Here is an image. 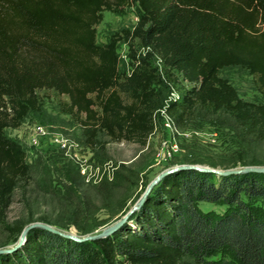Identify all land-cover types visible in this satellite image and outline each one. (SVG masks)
<instances>
[{
	"label": "trees",
	"instance_id": "16d2710c",
	"mask_svg": "<svg viewBox=\"0 0 264 264\" xmlns=\"http://www.w3.org/2000/svg\"><path fill=\"white\" fill-rule=\"evenodd\" d=\"M132 8L136 27L98 44L104 12ZM121 42L130 49L129 74L120 69ZM232 66L246 69L264 95V0H0V225L31 169L6 131L42 111L39 91L67 98L61 110L91 150H105L101 134L146 147L157 88L181 82L166 106L178 124L224 111L263 140L264 105L242 100L220 77ZM204 202L226 209L204 211ZM0 264H264V174L171 173L108 237L77 242L34 228Z\"/></svg>",
	"mask_w": 264,
	"mask_h": 264
},
{
	"label": "rangeland",
	"instance_id": "374dc122",
	"mask_svg": "<svg viewBox=\"0 0 264 264\" xmlns=\"http://www.w3.org/2000/svg\"><path fill=\"white\" fill-rule=\"evenodd\" d=\"M138 22L136 8L124 14L104 12L97 26V43L106 44L114 35L133 30ZM129 53L128 44L119 43L120 69L126 74L131 71ZM154 65L159 67L156 57ZM220 77L230 82L242 100L264 105V95L246 69L227 67ZM185 85L181 82L157 88L161 96L154 113L155 129L146 147L109 142V137L101 134L100 139L108 142L105 150H91L85 145L80 125L61 110L65 96L39 91L42 111L30 113L19 128L6 131L23 146L31 169L15 190L0 225V249L15 245L21 230L34 223L78 236L100 233L136 203L152 180L174 166L197 165L222 171L264 168V139H256L224 111L198 112L185 125L170 117L172 128L167 126L162 111ZM40 127L46 134L39 131ZM199 206L219 214L226 209L207 202Z\"/></svg>",
	"mask_w": 264,
	"mask_h": 264
},
{
	"label": "water",
	"instance_id": "95a60500",
	"mask_svg": "<svg viewBox=\"0 0 264 264\" xmlns=\"http://www.w3.org/2000/svg\"><path fill=\"white\" fill-rule=\"evenodd\" d=\"M180 170H195L202 173H212L216 174L218 176H229V175H245L249 173H256V174H264V168L261 167H246L240 170H217L197 165H178L171 167L162 173H160L154 180L151 181V183L147 186L141 197L136 201V203L129 208L114 224L110 225L109 227L104 228L100 233L94 234V235H86V236H78L75 234H71L68 232L60 231L50 225L42 224V223H34L30 224L22 230L17 242L15 245L9 247L0 249V254H5L12 252L16 250L18 247L24 244L28 233L34 229V228H40L47 230L49 232L58 234L62 237H65L67 239H71L73 241L77 242H85V241H95L99 239H103L108 237L110 234H112L115 230L120 228L124 223L128 222L136 212H138L146 200L148 199L149 195L153 191V189L169 174L180 171Z\"/></svg>",
	"mask_w": 264,
	"mask_h": 264
},
{
	"label": "built area",
	"instance_id": "2783aa9c",
	"mask_svg": "<svg viewBox=\"0 0 264 264\" xmlns=\"http://www.w3.org/2000/svg\"><path fill=\"white\" fill-rule=\"evenodd\" d=\"M146 52H151V49H150L149 47H147V48H142L141 51H139V53H142L143 55H145ZM156 59H157V61H158V65H160V63H161V59H160L159 57H157V56H156ZM172 95H174V94H172ZM177 98H178V96H177ZM162 113L165 115V120H166V124H167V126H168L169 128H172L173 120L170 118L169 115L166 114V106H165L164 110L162 111ZM39 131H40L42 134H46L45 131H44V129H43L42 127H40ZM54 140H55L56 142H59V141H60L58 138H55V137H54Z\"/></svg>",
	"mask_w": 264,
	"mask_h": 264
}]
</instances>
